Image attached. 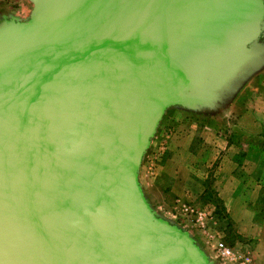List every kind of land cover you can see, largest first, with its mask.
<instances>
[{
  "label": "water",
  "instance_id": "obj_1",
  "mask_svg": "<svg viewBox=\"0 0 264 264\" xmlns=\"http://www.w3.org/2000/svg\"><path fill=\"white\" fill-rule=\"evenodd\" d=\"M30 2L0 46V264H213L137 173L167 109L264 56L262 25L236 0Z\"/></svg>",
  "mask_w": 264,
  "mask_h": 264
},
{
  "label": "crops",
  "instance_id": "obj_2",
  "mask_svg": "<svg viewBox=\"0 0 264 264\" xmlns=\"http://www.w3.org/2000/svg\"><path fill=\"white\" fill-rule=\"evenodd\" d=\"M31 12L26 2L20 12L12 14L18 18L13 24L17 33L28 24ZM245 107L241 117L231 123V131H220V125H209L200 116L170 108L172 111L164 117L165 123L159 131L157 126L144 158L149 168L151 163L152 173L147 181L150 202H155L151 206H157L151 210L193 239H199L204 249L194 239L197 248L211 262L215 238L221 236L229 240L231 244L225 242L235 251L247 254L250 264L264 252V108L252 113L251 101ZM234 136L239 139L235 140ZM142 170L138 169L137 177L144 174ZM204 172L211 173L206 185ZM206 189L212 190L223 202L232 229L225 220L218 219L211 204L202 201ZM180 204L204 212L208 216L203 220L206 229H196L185 219L181 223L173 221V215L182 216ZM160 210L164 216L159 215ZM209 236L213 239H208Z\"/></svg>",
  "mask_w": 264,
  "mask_h": 264
},
{
  "label": "rangeland",
  "instance_id": "obj_3",
  "mask_svg": "<svg viewBox=\"0 0 264 264\" xmlns=\"http://www.w3.org/2000/svg\"><path fill=\"white\" fill-rule=\"evenodd\" d=\"M26 2L27 10L29 9L30 11L32 9V3L30 0H0V46L9 43L18 35L19 32L17 33L13 29V24H15L14 22L17 21V17H12V14L20 12L22 7H24V3L26 4ZM248 101H251L252 103L253 109L250 107L252 113L256 109L261 110L262 107L264 108V56L258 59L256 62L243 67L239 72H237L229 84L222 88L220 94L218 93L215 96L210 97L203 103L201 110L194 111L193 109L181 108L178 106H173L171 108H180L183 112L192 116L195 113H201V115L204 117H208V119H206L207 121L202 119V121L205 123H208L209 125H216L218 127L220 125V128H218L220 131H227V129L231 131V123L236 122V120L241 117L244 108L246 109L245 106L248 105ZM171 111L172 109L169 108L164 112L162 118L158 122V131L159 128L165 123L164 117L170 114ZM256 115H258V112H256ZM215 122H219V124ZM146 156L147 149L143 154L141 164L139 166V170L143 169L145 172L143 175L141 174L140 177H137V182L143 205L150 213L151 207H154L155 209L157 206L156 204L155 206H151L155 202H150V187L147 182L150 180L148 171L149 165H147L148 161L146 162V159L144 161ZM151 158L152 156L150 159ZM204 173H207V177L205 179L206 182L204 183V185H206L211 180V173ZM162 211L163 210H160V214L158 213L160 216H164V211L161 213ZM171 224L168 226L171 227L174 225L176 228L178 227L175 224ZM229 224L231 225L228 228L232 229V223L230 221ZM223 239L227 243L231 244L228 239H225L224 236ZM196 242L199 248L204 249V246L199 242V239L196 240ZM254 264H264V252L263 254L260 253V256L255 257Z\"/></svg>",
  "mask_w": 264,
  "mask_h": 264
},
{
  "label": "built area",
  "instance_id": "obj_4",
  "mask_svg": "<svg viewBox=\"0 0 264 264\" xmlns=\"http://www.w3.org/2000/svg\"><path fill=\"white\" fill-rule=\"evenodd\" d=\"M149 174L152 173L151 163L148 168ZM182 216L173 215L172 220L181 223L183 219L188 220L196 229L205 230L206 225L203 220L207 219L208 216L204 212L195 210L189 205L180 204L179 208ZM212 240L211 236L207 237ZM215 245L213 250L214 261L213 264H250L251 258L247 254L239 253L230 247L223 236L215 238Z\"/></svg>",
  "mask_w": 264,
  "mask_h": 264
},
{
  "label": "flooded vegetation",
  "instance_id": "obj_5",
  "mask_svg": "<svg viewBox=\"0 0 264 264\" xmlns=\"http://www.w3.org/2000/svg\"><path fill=\"white\" fill-rule=\"evenodd\" d=\"M238 5V14L246 21V31L249 34L256 33L258 27L262 29L257 35L256 42L264 44V0H236ZM251 40H247L249 45Z\"/></svg>",
  "mask_w": 264,
  "mask_h": 264
},
{
  "label": "trees",
  "instance_id": "obj_6",
  "mask_svg": "<svg viewBox=\"0 0 264 264\" xmlns=\"http://www.w3.org/2000/svg\"><path fill=\"white\" fill-rule=\"evenodd\" d=\"M193 116H200L204 121H207L206 119H208V117H204L203 115H201V113H195L193 114ZM235 140L239 139L237 136H234ZM228 144L231 143V139H227ZM263 147H264V143H263ZM205 201L206 203L211 204L214 208H215V214L217 215L219 220H225L226 222H228V227L231 225L229 224V218L228 215L225 212V208L223 206V202L217 197V195L212 191V190H205L204 194L202 196V201ZM203 201V202H204Z\"/></svg>",
  "mask_w": 264,
  "mask_h": 264
}]
</instances>
